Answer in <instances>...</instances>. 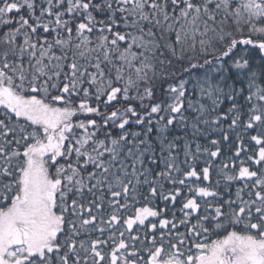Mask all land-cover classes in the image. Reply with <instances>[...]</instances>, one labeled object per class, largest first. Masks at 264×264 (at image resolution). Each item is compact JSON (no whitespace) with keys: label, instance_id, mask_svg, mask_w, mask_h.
<instances>
[{"label":"snow or ice","instance_id":"1","mask_svg":"<svg viewBox=\"0 0 264 264\" xmlns=\"http://www.w3.org/2000/svg\"><path fill=\"white\" fill-rule=\"evenodd\" d=\"M0 264H264V0H0Z\"/></svg>","mask_w":264,"mask_h":264},{"label":"trees","instance_id":"2","mask_svg":"<svg viewBox=\"0 0 264 264\" xmlns=\"http://www.w3.org/2000/svg\"><path fill=\"white\" fill-rule=\"evenodd\" d=\"M202 166V165H201Z\"/></svg>","mask_w":264,"mask_h":264}]
</instances>
